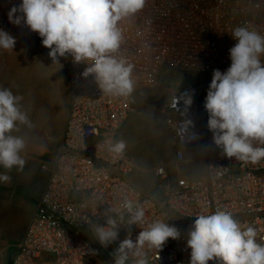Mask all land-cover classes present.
Instances as JSON below:
<instances>
[{
  "label": "built area",
  "instance_id": "obj_1",
  "mask_svg": "<svg viewBox=\"0 0 264 264\" xmlns=\"http://www.w3.org/2000/svg\"><path fill=\"white\" fill-rule=\"evenodd\" d=\"M248 1L145 0L142 10L120 23L124 40L118 56L133 65L135 89L160 86L159 71L164 67L211 76L214 69L226 71L231 64L229 49L237 42L231 36L234 28L247 26L264 34V17L251 19L244 14ZM21 3L0 0V30L13 36L16 43L42 39L23 22H10V9ZM64 58L69 72V103L63 131L53 156L39 164L46 181L37 209L7 264H86L92 242L100 245L92 224L104 222L106 208L114 209L113 215L118 216L125 198L145 209L146 224L164 220L181 233L159 250L145 245L147 264H189L187 234L195 216L217 209L231 212L242 226L254 227L257 241L264 243V159L243 162L205 151L199 177H179L160 194L143 190L131 177L133 160L110 153L106 143L115 142L117 130L131 111L132 94L118 97L104 93L92 75H82L88 65L75 63L71 56ZM210 83H201L199 88L183 86L158 105L177 161L183 160L179 147L195 144L201 137L196 119ZM185 91L192 92L193 104L182 116L183 102L178 110L174 98ZM185 118L193 121L191 131L198 134L197 139L185 142L180 131ZM153 172L160 179L168 178L164 165L156 166ZM124 215V231L115 249L129 234L135 241L142 230L126 226L128 216ZM135 259L130 255L127 264Z\"/></svg>",
  "mask_w": 264,
  "mask_h": 264
},
{
  "label": "clouds",
  "instance_id": "obj_2",
  "mask_svg": "<svg viewBox=\"0 0 264 264\" xmlns=\"http://www.w3.org/2000/svg\"><path fill=\"white\" fill-rule=\"evenodd\" d=\"M144 5L145 0H22L8 15L10 22H23L38 33L42 45L50 49L48 55L53 62L71 56L75 63L88 65L82 75H92L104 93L127 97L133 93L135 83L133 65L118 56L124 40L120 23ZM231 36L237 42L229 49L230 67L224 72L213 70L205 98L207 126L223 155L259 162L264 159V34L238 26ZM15 44L13 36L0 30V48L13 50ZM21 101L22 97L11 89L0 87V167L8 171L25 165L21 153L26 141L12 134L19 125L32 126ZM181 102V114L186 116L193 104L192 92L185 91L174 98L176 107ZM193 127L191 119L181 121L185 142L198 138L191 131ZM106 143L108 151L116 156H122L127 147L124 140ZM10 180L8 174L0 173V181ZM122 209L117 216L113 215L114 209L106 208L104 222L92 224L95 240L105 248L118 240L125 212L126 226L142 229L135 241L129 234L119 242L112 264H127L130 255L136 257L133 264H147L145 245L159 250L169 238H180L177 227L164 220L146 224L145 209L131 199H124ZM195 217L187 234L189 264H264V243L257 241L254 227L242 226L231 212L221 209ZM91 251L96 253L95 249Z\"/></svg>",
  "mask_w": 264,
  "mask_h": 264
},
{
  "label": "rangeland",
  "instance_id": "obj_3",
  "mask_svg": "<svg viewBox=\"0 0 264 264\" xmlns=\"http://www.w3.org/2000/svg\"><path fill=\"white\" fill-rule=\"evenodd\" d=\"M245 16L251 19L264 17V0H249L245 5ZM50 49L42 45V39L17 42L13 50L0 48V65H12L8 71L13 81L9 88L22 97L21 105L27 112L31 127L19 125L12 134L23 136L26 147L21 155L25 160L23 169L8 171L0 167V173L11 177L0 181V264H7L14 253L17 241L23 234L31 215L37 209L39 195L46 181L39 164L48 160L56 151L63 131L69 103V72L64 57L53 62L48 55ZM160 86L137 88L131 96L133 128L127 139L124 152L135 163L131 175L143 190L163 192L165 186L177 178L195 179L203 172L201 157L205 151L210 155L223 154L213 143V133L208 129V113L200 105V116L196 119L201 137L199 144L181 145L183 160H175L172 136L164 127V117L158 109L160 102L171 92L183 86H196L209 81L208 72H183L171 67L159 71ZM199 98V96H197ZM164 165L168 178L155 176L156 166ZM162 184V189L157 187ZM128 219V218H127ZM121 223L118 240L124 231ZM118 240L107 248L94 242L86 264H112V252Z\"/></svg>",
  "mask_w": 264,
  "mask_h": 264
},
{
  "label": "crops",
  "instance_id": "obj_4",
  "mask_svg": "<svg viewBox=\"0 0 264 264\" xmlns=\"http://www.w3.org/2000/svg\"><path fill=\"white\" fill-rule=\"evenodd\" d=\"M10 66L12 65H0V87H7L9 85L13 84V81L9 78L8 75V71L10 69ZM169 96V95H168ZM68 109V108H67ZM132 111V108H131ZM131 111L128 115V117L126 118V120L123 122V124L119 127V129L117 130L116 136H115V141L117 140H124L127 141V139L129 138V133L131 131V129L133 128V121H132V117L130 118L131 115ZM66 118V116H65ZM65 122V121H64ZM64 127V125H63ZM195 144H199V141H197ZM154 173V172H153ZM155 175V174H154ZM156 176V175H155ZM134 181V179H133ZM135 182V181H134ZM168 184H173L169 181ZM162 184H158L157 187H159ZM44 187V186H43ZM163 187V186H162ZM165 189V188H164ZM161 190V188H160ZM42 191V190H41ZM147 192H149L148 190H145ZM149 193L151 194H155L156 192L154 191H150ZM161 193V192H160ZM157 193V194H160ZM40 196V195H39Z\"/></svg>",
  "mask_w": 264,
  "mask_h": 264
}]
</instances>
